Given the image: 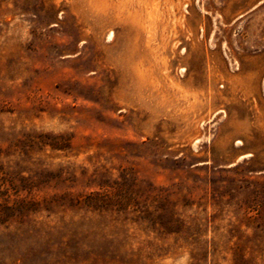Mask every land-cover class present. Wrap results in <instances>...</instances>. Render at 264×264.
<instances>
[{
	"label": "rangeland",
	"instance_id": "obj_1",
	"mask_svg": "<svg viewBox=\"0 0 264 264\" xmlns=\"http://www.w3.org/2000/svg\"><path fill=\"white\" fill-rule=\"evenodd\" d=\"M230 1L0 0V264H264V166L183 88Z\"/></svg>",
	"mask_w": 264,
	"mask_h": 264
},
{
	"label": "crops",
	"instance_id": "obj_2",
	"mask_svg": "<svg viewBox=\"0 0 264 264\" xmlns=\"http://www.w3.org/2000/svg\"><path fill=\"white\" fill-rule=\"evenodd\" d=\"M200 9L202 0H197ZM221 3V2H218ZM223 4V3H222ZM230 5L234 16L226 18ZM264 0H231L215 14L199 10L198 38L204 65L183 83L196 98L198 118L209 114L199 134L212 137L208 151L223 166L260 160L264 166ZM230 26V40L220 27ZM194 73V71H192Z\"/></svg>",
	"mask_w": 264,
	"mask_h": 264
}]
</instances>
